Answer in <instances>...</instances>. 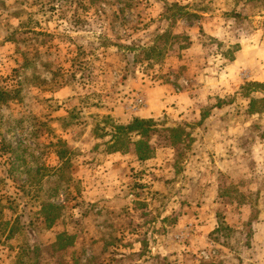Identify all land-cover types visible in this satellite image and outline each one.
Listing matches in <instances>:
<instances>
[{
  "label": "rangeland",
  "instance_id": "rangeland-1",
  "mask_svg": "<svg viewBox=\"0 0 264 264\" xmlns=\"http://www.w3.org/2000/svg\"><path fill=\"white\" fill-rule=\"evenodd\" d=\"M0 87V264H264V0H0Z\"/></svg>",
  "mask_w": 264,
  "mask_h": 264
},
{
  "label": "trees",
  "instance_id": "trees-1",
  "mask_svg": "<svg viewBox=\"0 0 264 264\" xmlns=\"http://www.w3.org/2000/svg\"><path fill=\"white\" fill-rule=\"evenodd\" d=\"M157 39L161 40L162 36L158 37ZM117 48L124 49V53L127 54H132L133 52L142 54V60L149 62H154V60H156L157 62L162 56L161 51L158 50L156 45L149 47H135L134 45L127 47L118 45ZM133 54L135 58H137L138 55L136 53ZM26 62H28V60ZM88 73L89 74H87V78L90 75V72ZM15 94V91H13L12 89L0 87V103H6L7 101L14 99ZM103 121L110 130V132L104 131V135L110 137V141L107 144L108 151L116 153L131 146L135 150V154L139 161L147 160L150 158V155L152 154V148L150 146L149 138L156 132L154 121L133 119L132 122L127 125H118L112 123L109 117H106ZM132 137H134L135 140L132 139ZM48 209L53 208L49 207ZM55 219V215L52 216V218L47 217L46 222L49 225L51 224V222H54Z\"/></svg>",
  "mask_w": 264,
  "mask_h": 264
}]
</instances>
